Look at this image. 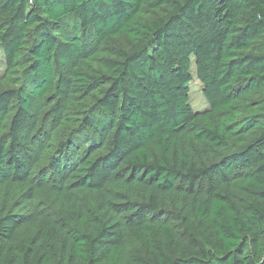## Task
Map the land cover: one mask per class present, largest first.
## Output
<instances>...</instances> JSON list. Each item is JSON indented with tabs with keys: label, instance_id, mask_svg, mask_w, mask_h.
<instances>
[{
	"label": "trees",
	"instance_id": "1",
	"mask_svg": "<svg viewBox=\"0 0 264 264\" xmlns=\"http://www.w3.org/2000/svg\"><path fill=\"white\" fill-rule=\"evenodd\" d=\"M0 53V264H264V0H0Z\"/></svg>",
	"mask_w": 264,
	"mask_h": 264
},
{
	"label": "rangeland",
	"instance_id": "2",
	"mask_svg": "<svg viewBox=\"0 0 264 264\" xmlns=\"http://www.w3.org/2000/svg\"><path fill=\"white\" fill-rule=\"evenodd\" d=\"M3 69L2 55L0 53V72ZM189 101L193 108L201 110L207 104L203 93L201 90L200 83L197 81V78L194 76L193 81L189 86Z\"/></svg>",
	"mask_w": 264,
	"mask_h": 264
}]
</instances>
